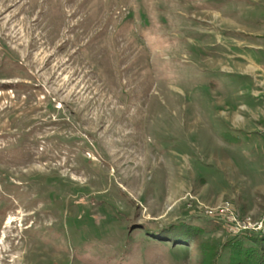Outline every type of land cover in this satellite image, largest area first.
Here are the masks:
<instances>
[{"label":"rangeland","instance_id":"374dc122","mask_svg":"<svg viewBox=\"0 0 264 264\" xmlns=\"http://www.w3.org/2000/svg\"><path fill=\"white\" fill-rule=\"evenodd\" d=\"M219 215L264 218V0H0V264H232Z\"/></svg>","mask_w":264,"mask_h":264},{"label":"trees","instance_id":"16d2710c","mask_svg":"<svg viewBox=\"0 0 264 264\" xmlns=\"http://www.w3.org/2000/svg\"><path fill=\"white\" fill-rule=\"evenodd\" d=\"M227 245L234 249L232 264H264V234L232 236Z\"/></svg>","mask_w":264,"mask_h":264},{"label":"built area","instance_id":"2783aa9c","mask_svg":"<svg viewBox=\"0 0 264 264\" xmlns=\"http://www.w3.org/2000/svg\"><path fill=\"white\" fill-rule=\"evenodd\" d=\"M219 219L224 223L225 230L228 235L232 236H246L251 233L264 234V218L260 222L251 220H236L234 217L219 215Z\"/></svg>","mask_w":264,"mask_h":264}]
</instances>
